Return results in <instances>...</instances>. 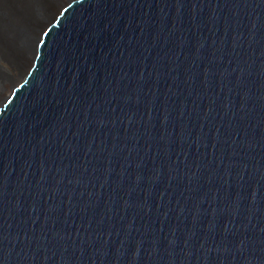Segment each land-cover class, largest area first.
I'll return each instance as SVG.
<instances>
[{"label":"water","instance_id":"95a60500","mask_svg":"<svg viewBox=\"0 0 264 264\" xmlns=\"http://www.w3.org/2000/svg\"><path fill=\"white\" fill-rule=\"evenodd\" d=\"M0 92V264H264V0L71 1Z\"/></svg>","mask_w":264,"mask_h":264},{"label":"bare ground","instance_id":"6f19581e","mask_svg":"<svg viewBox=\"0 0 264 264\" xmlns=\"http://www.w3.org/2000/svg\"><path fill=\"white\" fill-rule=\"evenodd\" d=\"M71 1L74 0H0V75Z\"/></svg>","mask_w":264,"mask_h":264},{"label":"rangeland","instance_id":"374dc122","mask_svg":"<svg viewBox=\"0 0 264 264\" xmlns=\"http://www.w3.org/2000/svg\"><path fill=\"white\" fill-rule=\"evenodd\" d=\"M8 90H9V89H8ZM8 90L5 92V94L8 93Z\"/></svg>","mask_w":264,"mask_h":264}]
</instances>
